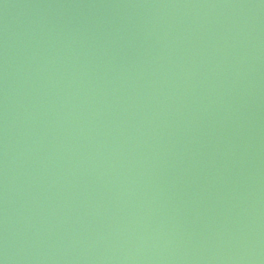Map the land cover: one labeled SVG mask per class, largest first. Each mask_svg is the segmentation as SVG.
<instances>
[{
	"label": "water",
	"instance_id": "1",
	"mask_svg": "<svg viewBox=\"0 0 264 264\" xmlns=\"http://www.w3.org/2000/svg\"><path fill=\"white\" fill-rule=\"evenodd\" d=\"M0 264H264V0H0Z\"/></svg>",
	"mask_w": 264,
	"mask_h": 264
}]
</instances>
